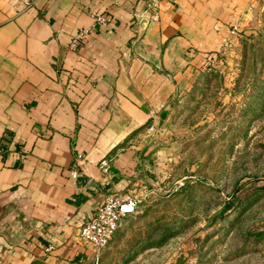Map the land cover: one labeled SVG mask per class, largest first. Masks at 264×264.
Wrapping results in <instances>:
<instances>
[{"label":"crops","instance_id":"1","mask_svg":"<svg viewBox=\"0 0 264 264\" xmlns=\"http://www.w3.org/2000/svg\"><path fill=\"white\" fill-rule=\"evenodd\" d=\"M250 4L160 0L151 19L145 0H0V264H93L79 228L106 194L145 191L148 126Z\"/></svg>","mask_w":264,"mask_h":264},{"label":"rangeland","instance_id":"2","mask_svg":"<svg viewBox=\"0 0 264 264\" xmlns=\"http://www.w3.org/2000/svg\"><path fill=\"white\" fill-rule=\"evenodd\" d=\"M146 138L145 191L99 264H264V0Z\"/></svg>","mask_w":264,"mask_h":264},{"label":"built area","instance_id":"3","mask_svg":"<svg viewBox=\"0 0 264 264\" xmlns=\"http://www.w3.org/2000/svg\"><path fill=\"white\" fill-rule=\"evenodd\" d=\"M160 0H145L146 11L151 19L158 18V7ZM29 4V3H28ZM30 5V4H29ZM91 17L94 24L106 22V16L103 13L92 12ZM89 33L88 28H80L71 38L69 47L75 49ZM155 126H148V133H153ZM82 155H78L81 159ZM107 170V162L102 161ZM71 177L78 175L76 169L71 170ZM139 198L136 194L129 195L126 198L114 194H106L103 201L97 206L95 212L79 228L78 237L83 242L92 244L96 249V255L93 264H99L104 249L108 246L114 236L121 220L136 213Z\"/></svg>","mask_w":264,"mask_h":264}]
</instances>
